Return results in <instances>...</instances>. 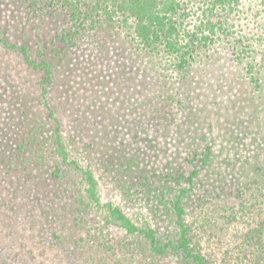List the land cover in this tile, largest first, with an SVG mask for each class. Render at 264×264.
Instances as JSON below:
<instances>
[{"label": "rangeland", "instance_id": "1", "mask_svg": "<svg viewBox=\"0 0 264 264\" xmlns=\"http://www.w3.org/2000/svg\"><path fill=\"white\" fill-rule=\"evenodd\" d=\"M194 1L188 35L204 17V0ZM222 8L210 19L223 21L224 34L181 67L145 46L133 20L100 21L95 9V21L75 30L63 0H0L3 37L53 67L45 93V70L0 43V264H191L154 253L149 240L107 223L101 207H120L161 244L177 242L183 189L191 247L208 264H264V49L253 80L226 38L242 17L241 29L263 27L256 14ZM256 39L264 48V32ZM58 122L69 161L93 171L98 204L54 151Z\"/></svg>", "mask_w": 264, "mask_h": 264}, {"label": "trees", "instance_id": "2", "mask_svg": "<svg viewBox=\"0 0 264 264\" xmlns=\"http://www.w3.org/2000/svg\"><path fill=\"white\" fill-rule=\"evenodd\" d=\"M63 1L68 6V11L74 21L75 30H79L80 27L83 26L80 21L85 20V18L91 17L92 22L95 21V17L92 16L95 9L101 18L99 19L100 21L120 18L123 22L125 21V23H127L129 20H133L134 32L145 46H148V48L152 50H156L160 47L164 48L163 51L170 52L176 56L177 62L181 67L183 64L188 63L186 59L192 56L193 52L196 50L195 47H203L204 45L201 44L206 45L214 36L220 37L224 34L221 33V30H224L223 21L220 19L218 23H213L210 19L213 10L218 11L223 7L222 10L228 12L236 10V12L245 14L246 11H249L252 16H255L256 14L258 20L261 21L259 24L262 25L263 29L261 26L256 28L257 32L258 30L260 31L259 34L255 35V33H251L252 31H248L246 28L241 29L242 25L245 24L242 17V21L233 25V28L237 26L239 29L236 28L231 33L232 35H230V37L226 35V38H232L230 46L233 47V52H237L236 54L240 55L238 57V62L242 68L245 69L244 71H247L253 80L255 79L253 76L258 78L256 75L257 73L259 74L261 61L256 57L258 54L255 52H257L256 49L263 50L264 48L262 39H256L257 42L254 40L258 35L264 32V15L262 14L264 11V0H259L261 2V7L257 9L255 8V3H250L248 10H246L247 6L239 3L242 0L201 1L202 4H204L201 13L204 17L199 24H196V31H193L191 35H188L184 22L187 17L198 12V9H195L194 7L197 6L194 0H92L93 4L86 2L87 0ZM85 4H87L86 8L83 7L86 6ZM75 30L70 29L64 38L68 37L69 41L72 40L75 35ZM0 43L7 49L18 51L30 66L34 68H43L45 70L46 82L43 84L46 93L45 85L51 80L53 73L51 63L46 60L36 61L32 57L27 44L12 43L4 38L1 27ZM41 54L43 55V53ZM187 71H189V69H186V72ZM258 83L259 80L257 81V84ZM47 106L53 116V109L50 105ZM57 125L58 126L54 129L53 134V143L55 146L54 151L63 161L66 162L69 161L70 152L63 140V134L59 122ZM207 158L204 159V161H206ZM69 163L73 164L74 168L82 173L88 185L86 190L89 199L98 204L100 202V197L98 195V182L95 179L93 171L78 165L74 160L69 161ZM198 173L199 171H196L195 175ZM54 175L56 177L61 176L60 167H57L54 171ZM192 178H190V180H192ZM184 190L185 189L176 196L174 201L177 221L181 228V236L177 242L169 240L166 243L161 244V241L157 239V233L154 228L150 226H139L120 207L115 206L112 203H107L101 207H104L108 213L106 216L107 223L118 225L123 228L129 236L134 235L140 239L149 240L152 244L151 249L154 253L165 254L169 252V250H172L177 254L182 253L191 264H208L205 256L202 255V253L194 251L191 247L189 230L184 219L185 209L182 204L183 196L186 192Z\"/></svg>", "mask_w": 264, "mask_h": 264}]
</instances>
